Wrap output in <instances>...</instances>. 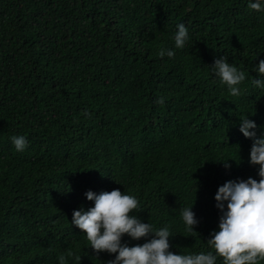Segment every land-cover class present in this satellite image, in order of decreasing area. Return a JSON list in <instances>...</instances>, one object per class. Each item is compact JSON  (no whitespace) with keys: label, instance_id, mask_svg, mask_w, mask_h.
Instances as JSON below:
<instances>
[{"label":"trees","instance_id":"trees-1","mask_svg":"<svg viewBox=\"0 0 264 264\" xmlns=\"http://www.w3.org/2000/svg\"><path fill=\"white\" fill-rule=\"evenodd\" d=\"M220 55L245 72L238 97L209 72ZM262 58L264 13L247 0H0V264H106L69 222L91 205L85 191L113 188L136 197L130 214L169 227L170 251L207 250L216 188L258 179L237 124L264 129L250 67ZM236 151L228 168L216 161ZM193 192L189 233L180 210Z\"/></svg>","mask_w":264,"mask_h":264},{"label":"clouds","instance_id":"clouds-1","mask_svg":"<svg viewBox=\"0 0 264 264\" xmlns=\"http://www.w3.org/2000/svg\"><path fill=\"white\" fill-rule=\"evenodd\" d=\"M247 8L264 13V0H247ZM172 41L177 50L183 49L189 41L188 29L183 23L175 25ZM157 55L172 58L174 52L161 47ZM250 67L257 74L251 85L264 89V58ZM209 72L230 96L241 94L239 86L245 80V72L227 62L224 55L213 59ZM162 102V97L155 100L157 104ZM84 115L87 116V112ZM247 117L239 118L237 131L251 142L247 162L257 166L255 176L258 179L251 176L229 179L216 188L213 200L219 215L216 228L205 240L207 250L183 254L170 251L169 227H153L137 215L130 214L138 208V201L119 188L85 191L83 196L91 205L72 210L70 225L80 230L93 253L106 252L112 257L106 264H217L218 259L221 264H258L264 260V129L257 135L258 126ZM9 141L17 152H23L27 147L24 135H12ZM228 160L238 162L237 151L236 159L216 161L228 168ZM192 195L191 205L180 210V219L189 233L194 232L193 227L198 223L191 210L194 192ZM129 240L142 242L129 244ZM65 261L64 255L58 256V264H65Z\"/></svg>","mask_w":264,"mask_h":264}]
</instances>
